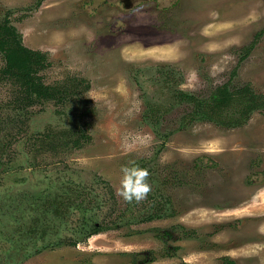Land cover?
Masks as SVG:
<instances>
[{"label":"rangeland","instance_id":"374dc122","mask_svg":"<svg viewBox=\"0 0 264 264\" xmlns=\"http://www.w3.org/2000/svg\"><path fill=\"white\" fill-rule=\"evenodd\" d=\"M128 5L0 0L61 94L28 103L0 51V264H264V0Z\"/></svg>","mask_w":264,"mask_h":264},{"label":"trees","instance_id":"16d2710c","mask_svg":"<svg viewBox=\"0 0 264 264\" xmlns=\"http://www.w3.org/2000/svg\"><path fill=\"white\" fill-rule=\"evenodd\" d=\"M249 50L250 47H248V51ZM0 51L3 53L6 60L2 72L4 75H8L21 83L24 87L26 95L25 99L28 103H37L41 100L57 97L61 99V94H59L57 87L46 84L38 74L40 69L49 64L46 55L40 51L25 46L22 41L21 33H19L17 28L11 25L7 20L0 25ZM83 81L84 80L81 79L79 82ZM247 94L256 96V94H252L251 91H248L245 86V88L241 90L240 95L245 99ZM237 98L235 97L233 99L231 94L224 93V91L218 89L216 94H214L213 100L210 102L211 104H209L206 110L202 112H205V114L209 112L214 115L213 118L217 117L223 113L226 106H229V104ZM251 100L253 101V104L247 103L246 106L244 103V105L238 109V112L247 113L248 115L250 113L249 111L257 107L258 100L256 101L254 97L251 98ZM99 230L100 228L95 229L96 232Z\"/></svg>","mask_w":264,"mask_h":264},{"label":"clouds","instance_id":"9594fccd","mask_svg":"<svg viewBox=\"0 0 264 264\" xmlns=\"http://www.w3.org/2000/svg\"><path fill=\"white\" fill-rule=\"evenodd\" d=\"M121 171L123 175L117 189L118 194L129 202L145 199L151 191V185L147 181L148 171L135 164L124 165Z\"/></svg>","mask_w":264,"mask_h":264},{"label":"flooded vegetation","instance_id":"af4514ba","mask_svg":"<svg viewBox=\"0 0 264 264\" xmlns=\"http://www.w3.org/2000/svg\"><path fill=\"white\" fill-rule=\"evenodd\" d=\"M120 2H126L127 5H133V3H139V2H147V1H151V0H119ZM129 6V5H128Z\"/></svg>","mask_w":264,"mask_h":264}]
</instances>
